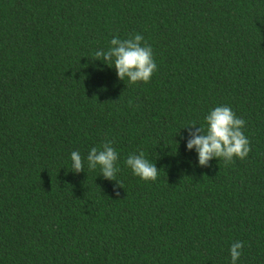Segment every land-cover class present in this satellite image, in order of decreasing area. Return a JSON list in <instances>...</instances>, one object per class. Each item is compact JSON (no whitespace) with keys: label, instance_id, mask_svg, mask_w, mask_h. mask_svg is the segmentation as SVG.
I'll list each match as a JSON object with an SVG mask.
<instances>
[{"label":"trees","instance_id":"16d2710c","mask_svg":"<svg viewBox=\"0 0 264 264\" xmlns=\"http://www.w3.org/2000/svg\"><path fill=\"white\" fill-rule=\"evenodd\" d=\"M135 33L147 83L94 59ZM218 105L250 151L199 166L181 127ZM106 140L116 181L69 170ZM236 240L264 264V0H0V264H230Z\"/></svg>","mask_w":264,"mask_h":264},{"label":"clouds","instance_id":"9594fccd","mask_svg":"<svg viewBox=\"0 0 264 264\" xmlns=\"http://www.w3.org/2000/svg\"><path fill=\"white\" fill-rule=\"evenodd\" d=\"M94 57L103 65L114 68L119 80L127 78L129 84L147 83L157 69L152 47L140 33L130 34L125 39L113 36L108 47L97 49ZM185 126H188L185 150L196 153V163L199 166H206L213 158L222 159L228 164L234 158H246L250 151V142L242 131L245 120L237 117L230 106H215L205 114L202 125L189 122L181 128ZM118 159L119 154L112 146V141L106 140L99 148L91 147L84 158L78 150L72 151L69 170L78 173L84 170L86 162L90 169L99 168V174L103 178L116 181ZM124 164L141 180L155 181L158 177L159 169L142 152L130 153ZM243 248L244 242L240 240L230 244V264H238Z\"/></svg>","mask_w":264,"mask_h":264}]
</instances>
